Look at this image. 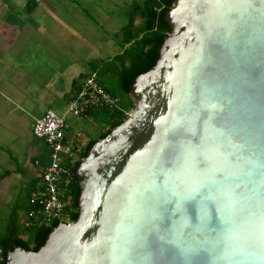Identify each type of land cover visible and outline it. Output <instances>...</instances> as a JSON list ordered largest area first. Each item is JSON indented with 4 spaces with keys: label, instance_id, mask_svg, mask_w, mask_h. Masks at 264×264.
Masks as SVG:
<instances>
[{
    "label": "water",
    "instance_id": "water-1",
    "mask_svg": "<svg viewBox=\"0 0 264 264\" xmlns=\"http://www.w3.org/2000/svg\"><path fill=\"white\" fill-rule=\"evenodd\" d=\"M161 1L170 32L118 57L133 108L71 174L76 220L5 264H264V0Z\"/></svg>",
    "mask_w": 264,
    "mask_h": 264
},
{
    "label": "crops",
    "instance_id": "crops-1",
    "mask_svg": "<svg viewBox=\"0 0 264 264\" xmlns=\"http://www.w3.org/2000/svg\"><path fill=\"white\" fill-rule=\"evenodd\" d=\"M144 1L0 0V236L13 231L27 240V228L38 223L31 195L48 161V148L41 152L31 139L18 141L22 131L4 106L14 99L31 108L49 106L50 95L67 103L73 81L94 70L92 62L111 61L123 51L121 30L132 13L133 24L141 23L132 8ZM80 137L68 134L67 126L70 146L84 149L98 138Z\"/></svg>",
    "mask_w": 264,
    "mask_h": 264
},
{
    "label": "built area",
    "instance_id": "built-area-1",
    "mask_svg": "<svg viewBox=\"0 0 264 264\" xmlns=\"http://www.w3.org/2000/svg\"><path fill=\"white\" fill-rule=\"evenodd\" d=\"M68 108L78 116H88L91 109L113 110L117 99L100 82L96 69L77 79L68 100ZM67 125L63 116L47 110L34 119L32 135L42 139L47 148V164L41 173L40 187L32 192V201L37 204V222L45 225L56 220L71 223L69 186L72 181V166L81 159L83 148L79 144L69 145L65 140ZM2 250L0 248V264Z\"/></svg>",
    "mask_w": 264,
    "mask_h": 264
},
{
    "label": "trees",
    "instance_id": "trees-1",
    "mask_svg": "<svg viewBox=\"0 0 264 264\" xmlns=\"http://www.w3.org/2000/svg\"><path fill=\"white\" fill-rule=\"evenodd\" d=\"M171 6L172 2L164 4L161 0H145L141 6L133 5V11H136L135 13L139 15L142 21L139 25L135 26L133 24L134 13H132V17H130L129 22L122 28L121 46L124 47L126 45V47L123 48V51L120 54L115 55L111 61L103 62L102 65L101 62H99L101 67H99L98 62L91 63L93 69H96L98 71V75L105 69L109 73H114L113 75L116 77L121 93L127 96V98H125L124 100L117 99L115 94L111 92L100 80L104 88L117 99L118 107L113 110L91 109L89 111V113H92L95 110H101V112L106 116L107 129L102 131L97 139L104 137L107 133H109V129L122 122L127 117L128 111L133 108V102L131 97L129 96V92H124L120 84V76L123 70V63L122 59H118V57H121L125 53H127L133 59L137 56L144 59L147 51L154 46V35L162 36L165 38V36L170 32V26L168 25L163 14H165V12ZM76 81L77 80L73 81L72 89L75 88ZM97 139L91 140L86 144L81 154V159L85 157L87 150L95 141H97ZM81 159L72 166V173L75 172L76 166L79 164ZM68 189L70 194V205L68 206V209L70 210L69 220L75 221L78 215L77 202L79 195V186L74 175ZM34 204L35 205H33L32 208H35L36 210L37 204ZM58 223L59 221L56 220L52 221L49 225H45L44 223L39 222L35 223L34 225L30 226V228H27V240L19 238L17 236V233L13 231H10V234H8L7 236H0V248L2 250L1 264H5L6 262L5 251L8 249H13L14 246H18L26 250H38V248L44 243L46 235L50 231V227L55 226Z\"/></svg>",
    "mask_w": 264,
    "mask_h": 264
},
{
    "label": "rangeland",
    "instance_id": "rangeland-1",
    "mask_svg": "<svg viewBox=\"0 0 264 264\" xmlns=\"http://www.w3.org/2000/svg\"><path fill=\"white\" fill-rule=\"evenodd\" d=\"M102 64L103 63H101V65ZM99 67H101L100 64ZM113 74L114 73L112 72H107L105 69L103 72L99 73L98 76L101 82L115 94L117 99L124 100L127 96L121 93L116 77ZM50 97L53 98V102L49 106L38 105L37 108H31V105L25 104L16 99H14L13 103L7 102L4 106L5 114L8 112L6 117L10 116L9 119L13 118L15 120V128H19L20 131H22L18 141H24L27 143V141L31 139V141L36 142L41 152L46 151L47 146L45 142L42 139L35 138L30 132V127L32 126L33 120L43 114L47 108L55 111L60 116H64L66 125L68 126V134H73L75 136L81 135L79 139L97 138L107 125L106 116L101 110H95L88 116L74 115L69 110L68 103L64 100L58 98L57 95H50ZM129 112L130 111H128V113Z\"/></svg>",
    "mask_w": 264,
    "mask_h": 264
}]
</instances>
